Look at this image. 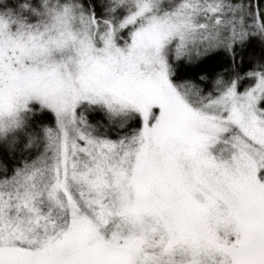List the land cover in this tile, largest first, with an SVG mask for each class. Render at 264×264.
<instances>
[{"label":"snow or ice","instance_id":"obj_1","mask_svg":"<svg viewBox=\"0 0 264 264\" xmlns=\"http://www.w3.org/2000/svg\"><path fill=\"white\" fill-rule=\"evenodd\" d=\"M0 264H264V0H0Z\"/></svg>","mask_w":264,"mask_h":264}]
</instances>
